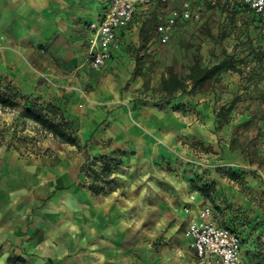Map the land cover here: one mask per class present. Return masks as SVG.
I'll return each mask as SVG.
<instances>
[{
  "label": "rangeland",
  "instance_id": "374dc122",
  "mask_svg": "<svg viewBox=\"0 0 264 264\" xmlns=\"http://www.w3.org/2000/svg\"><path fill=\"white\" fill-rule=\"evenodd\" d=\"M152 27L100 69L85 62L82 34L53 48L0 33V97L15 102H0V169L31 166L20 210L0 219L11 226L0 264H201L186 208L205 204L242 236V264H264V24L205 4L168 44ZM195 63L228 70L161 101L169 72L185 78ZM49 105L78 145L26 112Z\"/></svg>",
  "mask_w": 264,
  "mask_h": 264
},
{
  "label": "built area",
  "instance_id": "2783aa9c",
  "mask_svg": "<svg viewBox=\"0 0 264 264\" xmlns=\"http://www.w3.org/2000/svg\"><path fill=\"white\" fill-rule=\"evenodd\" d=\"M205 4L251 12L264 24V0H107L100 16L87 24L85 62L94 69L108 65L126 42L123 36L135 28L153 24L161 44H168L179 22L199 18ZM191 213L189 208H186ZM212 204L196 208L187 237L201 264H242V236L219 220Z\"/></svg>",
  "mask_w": 264,
  "mask_h": 264
},
{
  "label": "crops",
  "instance_id": "0c3cea01",
  "mask_svg": "<svg viewBox=\"0 0 264 264\" xmlns=\"http://www.w3.org/2000/svg\"><path fill=\"white\" fill-rule=\"evenodd\" d=\"M106 5L107 0H0V33L5 32L20 43H53V48L60 44L68 45L72 38L78 44V37L82 34L85 60L89 39L86 26L100 16ZM135 30L139 29L135 28L133 32ZM132 33L123 36L126 45L115 53L112 60L126 50ZM30 168L29 161L16 158L7 161L0 169V219L4 213L7 217L6 213L10 212L11 216V212L20 210L22 197L16 199L19 196L17 189L23 185ZM39 170L40 167L38 170L33 169V178L37 177L41 183ZM42 172L45 175V171ZM194 214L196 209L188 214L189 218ZM12 216L14 217L13 214ZM6 222L0 220V233L3 235L11 227Z\"/></svg>",
  "mask_w": 264,
  "mask_h": 264
},
{
  "label": "trees",
  "instance_id": "16d2710c",
  "mask_svg": "<svg viewBox=\"0 0 264 264\" xmlns=\"http://www.w3.org/2000/svg\"><path fill=\"white\" fill-rule=\"evenodd\" d=\"M146 27L147 26L144 25L141 28V35L146 31ZM227 70L228 68L221 64L203 66L200 63H195L189 67L188 74L185 78L170 71L168 78L163 79L159 87V91L162 95L161 101L169 103L171 100L175 99L178 94H195L203 92L210 87L212 83L218 82L222 74ZM235 101H237V99L234 100L233 104ZM0 102L9 107L15 106V102H13L8 95L0 97ZM233 104L231 106H233ZM26 112L35 122L39 123L48 133L52 134L53 137L60 142L78 145L73 128V121L62 113L58 115L55 111V106L49 105L46 108H36L32 106L27 108ZM94 191L98 192V190Z\"/></svg>",
  "mask_w": 264,
  "mask_h": 264
}]
</instances>
